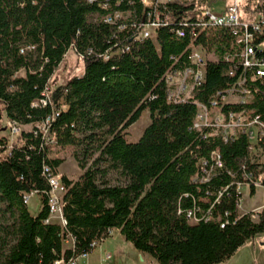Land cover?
<instances>
[{
	"label": "trees",
	"instance_id": "16d2710c",
	"mask_svg": "<svg viewBox=\"0 0 264 264\" xmlns=\"http://www.w3.org/2000/svg\"><path fill=\"white\" fill-rule=\"evenodd\" d=\"M263 2L240 0L239 21L264 15ZM156 9L154 38L135 40L149 10L140 0H0V132L5 119L29 127L9 146L0 136V264L65 261L91 252V244L111 231L155 264H223L248 242L264 241V208L255 220L240 214L237 191L239 184L250 196L254 183L264 188V156L251 160L239 132L224 142L209 129L193 128L196 104L218 101L247 72L237 67L228 76L221 59L234 47L231 28L201 32L192 42L188 32L199 2L173 0ZM114 13H122L116 23L137 29L117 33L103 21ZM257 42L264 43V35ZM190 43L218 60L206 62L203 81L187 98L167 101L162 76L190 66ZM69 50L83 71L50 88ZM46 90V105L32 107ZM250 106L264 121L262 94ZM144 111L150 122L130 143L127 129ZM260 146L264 150V137ZM53 147L73 149L81 171L76 179L60 174L63 160L50 156ZM201 160L205 172L198 168ZM44 166L60 174L64 226L46 222ZM110 172L118 176L114 184ZM31 192L39 200L36 215L22 199ZM188 211L196 221L186 218ZM67 239L72 248L65 247Z\"/></svg>",
	"mask_w": 264,
	"mask_h": 264
},
{
	"label": "built area",
	"instance_id": "2783aa9c",
	"mask_svg": "<svg viewBox=\"0 0 264 264\" xmlns=\"http://www.w3.org/2000/svg\"><path fill=\"white\" fill-rule=\"evenodd\" d=\"M94 0H87L92 3ZM173 0H140L141 4L149 9L146 12V22L139 25V31L135 36V40L153 39L154 31L159 26V16L156 7L158 5H166ZM196 1L200 4L201 12L195 19L190 32L189 39L193 42L197 36L204 31L214 30L223 27H230L231 34L234 38V47L230 51L224 52L221 59L228 64V76H233L235 69L241 67L246 70L243 77H238L236 82L227 89L224 93L218 94V101L214 99L210 101V105L196 104V114L193 121V128L209 129L210 134L219 136L224 142L233 139L239 132L247 138L248 151L251 160H262L264 150L260 146V141L264 137V121L261 114L257 113L250 105L256 95L262 94L264 97V43L257 40L264 35V15H257L249 21H239L238 17V1L224 4L212 9V4L223 0H185ZM264 5V2H263ZM106 8V6L104 7ZM122 17V13H114L106 15L103 21L110 25H115V31L131 33L137 29L135 24L116 23L118 18ZM179 37L184 36L181 30L176 31ZM186 50L188 51V67L170 68L162 76V81L165 86L167 101L176 102L187 98L189 92L198 86L204 78V66L207 61L216 62L217 56L213 53L207 54L201 46L190 43ZM260 84V86L258 85ZM44 98L37 99L32 102V107L45 106L47 103L48 90L44 93ZM223 105H228L230 108L223 110ZM231 107H238L231 109ZM40 126L41 131L45 132L48 124ZM23 126L16 121L5 119L4 130L8 133L7 146L10 145L15 136L19 135ZM54 148V147H53ZM216 166H221L220 156L217 150L211 152ZM204 161H200L198 168L205 172ZM44 175L47 179L49 189L45 192L48 205V217L46 222H55L61 226L65 225V221L61 215V195L63 185L60 181V174H52L48 166L43 167ZM243 187L239 184L237 191L241 193ZM254 188L264 189L259 183H254ZM36 193L23 194V202L27 205ZM241 200L239 201V205ZM264 206L254 208L249 214L251 219H257V212ZM186 218L191 221H196L195 215L188 211ZM111 231L106 237L102 236L91 244L92 251L86 254L76 255L67 260L59 259L54 264H90L89 257L96 248H99L106 238L112 236ZM64 245L67 248H72L70 239L64 240ZM110 254L105 252L100 263L109 260ZM99 263V264H100ZM151 264V263H149Z\"/></svg>",
	"mask_w": 264,
	"mask_h": 264
},
{
	"label": "rangeland",
	"instance_id": "374dc122",
	"mask_svg": "<svg viewBox=\"0 0 264 264\" xmlns=\"http://www.w3.org/2000/svg\"><path fill=\"white\" fill-rule=\"evenodd\" d=\"M238 2L240 0H237ZM232 0L218 1L212 4V9L216 10L224 4H229ZM83 71V65L78 60L73 51L69 50L58 68L54 71L50 78V88L59 85L63 80L69 79L72 76H78ZM53 84V86H52ZM150 119L146 111L142 112L138 120L133 123L128 129V135L126 139L130 143L138 141L143 133L145 127L149 124ZM5 120L3 122L4 126ZM23 130H28L29 127H23ZM0 136L8 137V133L5 132L4 127ZM16 137V136H15ZM14 137V138H15ZM73 149L70 147L52 148L50 156L52 158H60L63 160V164L59 167L61 175H65L67 178L76 179L81 171L78 164L72 156ZM91 163V159L84 160L85 167H88ZM112 184L118 181V176L110 172L108 175ZM241 203L239 205V213H248L254 208L264 206V189L257 188L253 196L249 195V188L243 187L241 189ZM28 212L31 215H36L40 209L39 200L36 196L32 197L27 204ZM1 219V217H0ZM4 220V219H1ZM264 241L255 239L245 244L236 254L223 264H264ZM105 252L110 254V259L100 263L101 258ZM91 264H155L147 255L138 253L127 242H125L117 232H114L112 236L106 238L105 242L101 244L99 248H96L89 257Z\"/></svg>",
	"mask_w": 264,
	"mask_h": 264
},
{
	"label": "crops",
	"instance_id": "0c3cea01",
	"mask_svg": "<svg viewBox=\"0 0 264 264\" xmlns=\"http://www.w3.org/2000/svg\"><path fill=\"white\" fill-rule=\"evenodd\" d=\"M89 263H90V260H89ZM91 264V263H90Z\"/></svg>",
	"mask_w": 264,
	"mask_h": 264
}]
</instances>
